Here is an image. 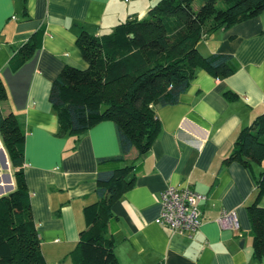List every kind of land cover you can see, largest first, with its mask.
<instances>
[{"label":"crops","instance_id":"1","mask_svg":"<svg viewBox=\"0 0 264 264\" xmlns=\"http://www.w3.org/2000/svg\"><path fill=\"white\" fill-rule=\"evenodd\" d=\"M158 1L0 0V76L8 90L2 108L24 125V170L48 264H73L70 254L87 227L84 209L97 201L98 161L121 153L113 121L78 138L58 135V117L49 101L53 81L66 64L86 68L77 44L82 32L110 33L128 17L146 15ZM36 31H42L37 62L25 99L16 104L7 65ZM198 48L203 55L232 54L238 70L217 79L199 69L177 104L154 107L161 133L148 153L139 156L133 149L126 156V164L136 167L135 185L112 207L118 220L109 234L121 264H264L253 258L247 212L264 162L253 172L239 162L224 163L241 130L264 113V10L202 38ZM226 92L236 98L228 100ZM169 186L207 197L199 205L202 225L191 237L158 223L159 196ZM14 189L0 135V197ZM225 212L237 215L238 230L217 223Z\"/></svg>","mask_w":264,"mask_h":264},{"label":"trees","instance_id":"2","mask_svg":"<svg viewBox=\"0 0 264 264\" xmlns=\"http://www.w3.org/2000/svg\"><path fill=\"white\" fill-rule=\"evenodd\" d=\"M25 2L27 0H24ZM159 0L146 15L131 16L110 33L82 32L77 44L86 68L66 64L53 81L49 101L59 121V136L80 137L103 121H113L121 153L98 161L97 201L85 207L86 229L70 254L73 264H121L110 230L118 218L112 207L135 185L136 167L126 156L148 153L161 133L155 106L175 105L197 70L217 79L238 70L232 54L203 55L202 38L255 17L264 0ZM26 4V3H25ZM26 6V5H25ZM42 31L21 43L7 65L16 104L23 103L34 72ZM228 100L236 95L226 92ZM8 90L0 76V135L15 178V189L0 197V264H48L34 223L24 170L23 122L6 114ZM239 162L253 172L264 162V113L241 130L225 164ZM256 194L247 207L253 258L264 262V171L255 176Z\"/></svg>","mask_w":264,"mask_h":264},{"label":"built area","instance_id":"3","mask_svg":"<svg viewBox=\"0 0 264 264\" xmlns=\"http://www.w3.org/2000/svg\"><path fill=\"white\" fill-rule=\"evenodd\" d=\"M206 200V196L191 188L169 186L159 196L161 212L158 223L174 234L191 237L202 225L199 205ZM217 223L223 229H239L238 218L234 212L223 213Z\"/></svg>","mask_w":264,"mask_h":264},{"label":"rangeland","instance_id":"4","mask_svg":"<svg viewBox=\"0 0 264 264\" xmlns=\"http://www.w3.org/2000/svg\"><path fill=\"white\" fill-rule=\"evenodd\" d=\"M199 2H200V0H197V1L195 2V6H196V7L199 6Z\"/></svg>","mask_w":264,"mask_h":264}]
</instances>
